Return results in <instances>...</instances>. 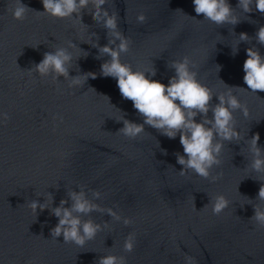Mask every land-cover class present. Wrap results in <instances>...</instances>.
<instances>
[{"label": "water", "instance_id": "1", "mask_svg": "<svg viewBox=\"0 0 264 264\" xmlns=\"http://www.w3.org/2000/svg\"><path fill=\"white\" fill-rule=\"evenodd\" d=\"M23 2L29 10L16 20L8 10L14 0H0V113H8L0 123V264H99L109 253L125 256L127 264H186L187 255L197 264H264V226L253 219L255 206L264 207L258 198L264 172L251 168L250 151L257 132L264 148V90L251 91L243 79L246 49L264 53L256 38L264 12L254 5L245 12L239 0H230L239 22L217 24L197 14L193 0H107L103 6L117 14L119 29L129 37L122 61L153 67V79L167 83L175 74L172 61L187 55L198 79L212 88L213 106L227 87L240 86L234 92L250 114L234 110L241 136L224 141L221 163L212 169L213 176L222 175L213 180L193 169L181 174L179 135L169 138L147 124L136 138L118 132L119 117H143L122 96L116 78L101 74L110 57L99 46L112 37L96 19V0L63 18L42 12V0ZM141 11L147 15L143 22L137 19ZM244 31L247 40L240 39ZM61 43L77 53L71 75L29 71ZM86 72L97 76L69 82ZM82 187L102 206L83 219L104 227L79 246L51 230L59 222L53 208L65 198L70 205V191ZM220 193L231 202L215 214L212 202ZM34 197L49 203L34 208ZM109 207L134 222L116 219ZM129 232L136 233L131 252L123 247Z\"/></svg>", "mask_w": 264, "mask_h": 264}, {"label": "clouds", "instance_id": "2", "mask_svg": "<svg viewBox=\"0 0 264 264\" xmlns=\"http://www.w3.org/2000/svg\"><path fill=\"white\" fill-rule=\"evenodd\" d=\"M42 2L44 5L42 12L63 18L74 15V10L81 9L87 0H42ZM106 3L107 0H96L95 7L96 19L103 21L112 37L108 43L99 46L100 51L110 57L102 63L101 74L116 78L122 96L130 99L133 107L143 117V122L133 121L124 116L119 117L118 119L123 121V127L118 132L126 137L136 138L145 132L147 124L162 130L163 134L169 138L179 135L183 145V154L177 157L178 162L184 165L181 174H185L188 169H193L203 177L219 179L222 173L213 176L212 169L214 165L221 163L224 141L239 139L241 136V131L236 127L234 110L242 109L245 116L250 114L247 104L242 102L234 92V88L240 86L227 87L226 91L218 96L219 102L213 106L211 104L214 96L212 88L198 79L194 68L195 62L187 55H184L182 59L172 61L175 74L168 79L167 83L160 79H153L156 74L153 67L134 68L130 62L122 61L121 53L129 50L130 40L119 29L117 14L110 13L108 8L103 7ZM193 4L197 14L203 13L204 18L217 24L239 22V17L234 14L230 0H193ZM253 5L255 9L264 12V0H239V6L245 12L253 11ZM8 10L14 19L23 20L29 6L23 0H14ZM75 19L83 22L80 16H75ZM137 19L141 22L145 21L146 13L139 12ZM248 38L246 31L240 33L241 40ZM256 38L260 43H264V25L257 30ZM69 43L75 44L76 40L71 39ZM246 51L243 79L251 91L264 90V53L253 47L247 48ZM76 54L67 43H61L53 51L45 52L43 59L29 71L38 72L41 77H47L50 72L57 77L61 72L71 75L70 62ZM89 76L96 77L97 73H77L71 77L69 82L73 85L85 83ZM57 86L59 87L60 83ZM210 110L212 115L208 116ZM197 116H202V119L197 120ZM7 118L8 113H0V123L6 122ZM259 140V132L254 134L250 140V151L253 153L251 168L257 172H264V148L259 145ZM94 194L99 197L100 191L95 190ZM70 198L72 201L70 205L68 199L65 198L53 208L55 215L59 217V222L51 230L52 236L59 237L63 234L64 241L84 246L87 241L95 238L104 226L94 219H83L82 214L101 210L102 206L90 199L83 187L79 191H70ZM258 198L264 201V184L259 188ZM230 202L223 193H220L212 202V211L219 214L229 206ZM30 203L36 208L41 204L47 205L49 201H41L39 197H34ZM107 211L116 219H123L125 224L134 222L133 217L122 216L112 207H109ZM253 219L260 226H264V207L255 206ZM135 244L136 233L129 232L123 247L131 252ZM99 264H127V258L109 253L100 257ZM186 264H197L196 258L187 255Z\"/></svg>", "mask_w": 264, "mask_h": 264}]
</instances>
